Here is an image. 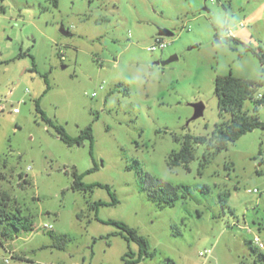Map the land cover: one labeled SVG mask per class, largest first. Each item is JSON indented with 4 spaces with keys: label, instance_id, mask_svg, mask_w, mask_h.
Returning <instances> with one entry per match:
<instances>
[{
    "label": "rangeland",
    "instance_id": "obj_1",
    "mask_svg": "<svg viewBox=\"0 0 264 264\" xmlns=\"http://www.w3.org/2000/svg\"><path fill=\"white\" fill-rule=\"evenodd\" d=\"M0 8V205L33 224L7 236L0 228V264H125L139 247L109 220L146 240L150 255L134 264H262L264 130L219 152L192 143L187 166H170L169 156L187 135L209 139L229 120L219 115L217 76L264 81L254 54H264V0H0ZM161 29L173 33L160 36L167 47L149 52ZM36 101L73 138L90 126L92 144L63 143ZM243 110L252 113L251 101ZM257 115L264 120L262 107ZM138 166L190 195L160 207ZM73 171L93 187L74 190Z\"/></svg>",
    "mask_w": 264,
    "mask_h": 264
},
{
    "label": "trees",
    "instance_id": "obj_2",
    "mask_svg": "<svg viewBox=\"0 0 264 264\" xmlns=\"http://www.w3.org/2000/svg\"><path fill=\"white\" fill-rule=\"evenodd\" d=\"M52 7H57L59 0H48ZM1 9V8H0ZM215 41L219 42L218 37H215ZM261 63V71L264 77V54L255 53ZM46 81V79H45ZM47 82V81H46ZM264 87V81L248 80L235 77L231 74L217 76L214 79V92L217 97V106L219 115L224 114L229 116V120L222 121L214 126L211 137L209 139L205 137H191L187 135L183 140L181 147L178 151L173 152L169 156V165L174 167L178 165L187 166L188 163L193 159V148L192 143H205L208 149H213L214 152H219L227 148L229 143L238 140L242 135L255 129L264 130V120H260L257 113L259 108L264 109V92L261 98H255V95L259 88ZM251 101L252 113H248L243 110V104L245 101ZM36 111L40 114L43 121L53 127L57 133L59 139L68 146L81 145L84 139H88L92 144V133L91 127L88 126L81 131L80 135L73 138L67 134L62 126L55 125L51 119H49L39 106L38 101L35 102ZM208 162L206 158L204 163ZM141 177L142 189L148 194V197L155 201L160 207L174 206L179 196L187 198L190 195V188L188 186L179 185L173 186L169 183L164 182L160 179H153L148 174H145L139 166L137 167ZM73 189L86 191L91 189L93 186L85 185L81 181V175L76 171H73ZM104 187L109 190L107 185ZM202 189L208 190L207 187ZM111 204H116L117 199L114 194H111ZM102 202H94L93 206L96 209ZM6 205H0V228L1 235L7 236L8 234H16L21 231H32L33 224L31 221L19 212L12 213L5 209ZM107 223L113 224L121 230V234L127 241L135 242L139 247L137 257L133 253H126L123 258L125 264H134L140 261L143 254L150 255L147 250L146 240L140 236L137 231L125 223L118 221H106ZM256 250L255 247H252ZM126 257L128 259H126ZM259 261L264 264V255L259 254Z\"/></svg>",
    "mask_w": 264,
    "mask_h": 264
},
{
    "label": "built area",
    "instance_id": "obj_3",
    "mask_svg": "<svg viewBox=\"0 0 264 264\" xmlns=\"http://www.w3.org/2000/svg\"><path fill=\"white\" fill-rule=\"evenodd\" d=\"M209 1H210V2H214L215 0H209ZM166 47H167V43L164 42V41L160 38V36L157 35V37H156L155 40H154V43H153L151 46H149V47L147 48V50H148L149 52H154V51H157V50H163V49L166 48ZM92 96H95V93H93ZM261 97H262V94L259 93L258 96H257V98H261ZM13 111L16 112L17 109H14ZM248 191H249V192H252V191H255V190H248ZM42 227H43V229H46V230H52V228H53L51 224H47V223L43 224ZM255 243H256V245H257L259 248H262V247H263L262 243L259 242L258 239H256ZM210 253H211V251L208 250V251H205V252H199V255H200V256H209ZM4 261H5V262H8V259L5 258Z\"/></svg>",
    "mask_w": 264,
    "mask_h": 264
},
{
    "label": "water",
    "instance_id": "obj_4",
    "mask_svg": "<svg viewBox=\"0 0 264 264\" xmlns=\"http://www.w3.org/2000/svg\"><path fill=\"white\" fill-rule=\"evenodd\" d=\"M60 31L64 35H67V36L70 35L69 32L64 29L63 26H61ZM157 35L158 36H172L173 33L170 32V31H168V30L161 29V30L158 31V34ZM175 59H176V56H172L168 60L162 62V64H167V63H169V62H171V61H173ZM195 108H196V116H199L201 114V111H202V105L201 104H197L195 106Z\"/></svg>",
    "mask_w": 264,
    "mask_h": 264
}]
</instances>
